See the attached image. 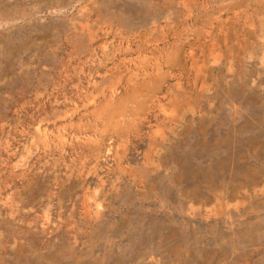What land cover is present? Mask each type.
I'll list each match as a JSON object with an SVG mask.
<instances>
[{
  "label": "rangeland",
  "instance_id": "rangeland-1",
  "mask_svg": "<svg viewBox=\"0 0 264 264\" xmlns=\"http://www.w3.org/2000/svg\"><path fill=\"white\" fill-rule=\"evenodd\" d=\"M0 264H264V0H0Z\"/></svg>",
  "mask_w": 264,
  "mask_h": 264
}]
</instances>
